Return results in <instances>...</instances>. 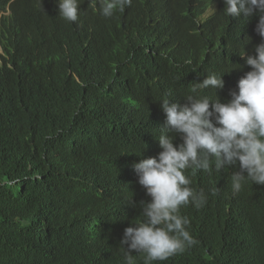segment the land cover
Returning a JSON list of instances; mask_svg holds the SVG:
<instances>
[{"label":"trees","instance_id":"trees-1","mask_svg":"<svg viewBox=\"0 0 264 264\" xmlns=\"http://www.w3.org/2000/svg\"><path fill=\"white\" fill-rule=\"evenodd\" d=\"M79 4L70 23L57 0H0V264H123V230L142 219L127 202L150 199L133 165L161 151L159 102L183 105L233 68L200 93L227 102L251 70L234 68L239 53L260 42L258 17H228L223 0H132L111 18ZM236 170L186 172L207 196L181 209L198 243L153 264H264V186L234 195Z\"/></svg>","mask_w":264,"mask_h":264},{"label":"clouds","instance_id":"clouds-1","mask_svg":"<svg viewBox=\"0 0 264 264\" xmlns=\"http://www.w3.org/2000/svg\"><path fill=\"white\" fill-rule=\"evenodd\" d=\"M92 3L99 4L103 17L111 18L131 6L132 0ZM223 3L228 17L247 22L258 17L255 32L260 42L254 46V54L239 53L244 64L234 67L249 66L251 70L238 80L235 90H230L227 102L200 93L212 89L216 94L223 89V76L233 68L224 74L213 72L193 84L183 105L167 98L159 102L165 122L155 139L161 151L133 165L137 183L150 199L127 202L139 208L142 219L123 230L119 242L123 264H135L133 253L142 256L143 264L166 261L198 243L189 231L191 221L181 214V209L191 204L199 210L206 204L207 196L203 190L190 186L186 175L189 170L195 174L211 173L213 166L217 172L226 167L236 168L231 174L234 195L241 192L247 181L264 186V0ZM57 5L62 19L77 22L79 0H57ZM247 40L250 42V38ZM177 136L181 142L174 144ZM211 191L216 194L218 189Z\"/></svg>","mask_w":264,"mask_h":264},{"label":"rangeland","instance_id":"rangeland-1","mask_svg":"<svg viewBox=\"0 0 264 264\" xmlns=\"http://www.w3.org/2000/svg\"><path fill=\"white\" fill-rule=\"evenodd\" d=\"M208 13H210V11Z\"/></svg>","mask_w":264,"mask_h":264}]
</instances>
